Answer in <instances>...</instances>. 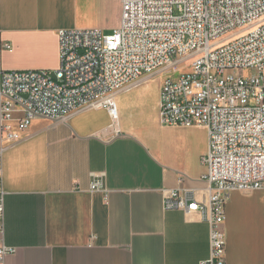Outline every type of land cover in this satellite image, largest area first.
I'll return each mask as SVG.
<instances>
[{"label": "crops", "instance_id": "crops-1", "mask_svg": "<svg viewBox=\"0 0 264 264\" xmlns=\"http://www.w3.org/2000/svg\"><path fill=\"white\" fill-rule=\"evenodd\" d=\"M121 7L122 0H0V73L53 74L59 30H114ZM150 81L142 78L116 95V121L105 108L86 107L65 122L33 119L13 144L0 133L4 243L16 249L2 264H201L208 258L202 214L164 208L170 190L207 201L208 133L162 126L160 86ZM21 118L16 108L5 124L14 127ZM95 181L100 190H90ZM262 198L264 190L229 194L226 264H264V254L248 262L232 250L240 208Z\"/></svg>", "mask_w": 264, "mask_h": 264}, {"label": "built area", "instance_id": "built-area-1", "mask_svg": "<svg viewBox=\"0 0 264 264\" xmlns=\"http://www.w3.org/2000/svg\"><path fill=\"white\" fill-rule=\"evenodd\" d=\"M59 65L47 71L1 72V139L18 142L35 118L65 122L81 108H105L118 119L115 97L142 78L159 84V122L203 127L206 202L186 190L164 194L165 210L198 212L209 224V255L201 264H226V201L233 192L264 190V0H122L112 35L97 29L57 32ZM5 49L10 46L5 45ZM180 64L190 71L170 72ZM251 69L243 78L229 73ZM22 118L5 123L14 109ZM0 147V264L16 249L4 243ZM102 183H91L100 190Z\"/></svg>", "mask_w": 264, "mask_h": 264}, {"label": "rangeland", "instance_id": "rangeland-1", "mask_svg": "<svg viewBox=\"0 0 264 264\" xmlns=\"http://www.w3.org/2000/svg\"><path fill=\"white\" fill-rule=\"evenodd\" d=\"M117 0H104L105 4L111 5L112 2ZM106 9H103L105 12ZM118 27V26H117ZM116 27V28H117ZM114 30H103L104 36L112 35ZM190 68L186 64H180L179 68L170 72V75H179L184 72H189ZM230 74L236 77L248 78L255 75V71L251 69L246 70H233L229 71ZM162 76H153L150 82L159 85ZM240 230L236 237V241L232 244V250L239 251L241 255H244L248 262H253L252 255L264 254V199H255L250 205L240 208L238 213ZM244 223V224H243ZM247 223V225H245ZM226 250H229V239L226 234Z\"/></svg>", "mask_w": 264, "mask_h": 264}]
</instances>
